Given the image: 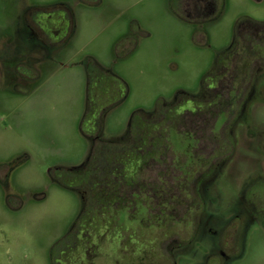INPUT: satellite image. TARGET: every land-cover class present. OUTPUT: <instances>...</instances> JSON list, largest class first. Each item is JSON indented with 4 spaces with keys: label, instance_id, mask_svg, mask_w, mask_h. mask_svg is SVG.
<instances>
[{
    "label": "flooded vegetation",
    "instance_id": "1",
    "mask_svg": "<svg viewBox=\"0 0 264 264\" xmlns=\"http://www.w3.org/2000/svg\"><path fill=\"white\" fill-rule=\"evenodd\" d=\"M173 1L174 15L204 39L207 25L220 19L225 0ZM103 3L0 0L9 19L0 30V83H10L15 93L40 91L48 64L65 59L79 12ZM149 36L139 21L128 19L112 61L134 54ZM85 62L86 111L95 129L89 136L92 152L78 169L57 168L61 178L50 171L55 183L79 194L82 202L78 220L57 243L58 259L68 264H178L204 234L209 248L198 264H235L248 227L258 223L264 228V163L228 218L210 213L207 186L236 154L242 122V138L255 143L263 156L264 132L257 139L248 110L264 84V22L240 19L232 43L218 53L197 93L180 91L152 113L140 110L128 131L113 141L102 137L104 117L126 100L127 85L95 57ZM121 220L153 228L155 234H130Z\"/></svg>",
    "mask_w": 264,
    "mask_h": 264
},
{
    "label": "rangeland",
    "instance_id": "2",
    "mask_svg": "<svg viewBox=\"0 0 264 264\" xmlns=\"http://www.w3.org/2000/svg\"><path fill=\"white\" fill-rule=\"evenodd\" d=\"M173 3L104 0L96 9L79 12L76 34L65 59L61 64H48L44 70L48 78L40 91L15 93L10 83H0V264H68L58 259L56 246L78 220L82 202L79 194L55 183L50 171L61 178L57 168L78 169L92 152L89 136L95 129L86 111L87 57L103 62L128 88L126 100L104 117L102 137L113 141L128 131L132 117L137 119L140 110L152 113L180 91L197 93L218 53L232 43L240 19L264 22V0H225L220 3V19L207 25L203 39L195 27L174 15ZM5 5H0V30L9 21ZM128 19L139 21L151 36L134 54L113 62L117 37L127 27ZM48 60H55V56ZM248 111L259 139L264 132V84ZM245 124L237 128L236 154L215 183L207 186L208 208L215 217L232 215L240 195L263 169L264 153L262 156L255 143L242 138ZM261 191L264 199V189ZM121 223L124 229L130 228V234L135 230L138 234H155L153 228ZM207 238L202 234L178 264H198L197 259L209 248ZM235 264H264V228L260 224L246 230L242 255Z\"/></svg>",
    "mask_w": 264,
    "mask_h": 264
}]
</instances>
